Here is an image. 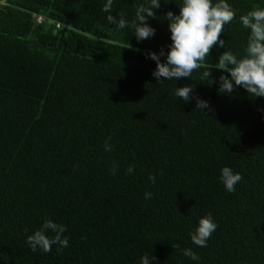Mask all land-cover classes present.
Masks as SVG:
<instances>
[{"label":"trees","instance_id":"trees-1","mask_svg":"<svg viewBox=\"0 0 264 264\" xmlns=\"http://www.w3.org/2000/svg\"><path fill=\"white\" fill-rule=\"evenodd\" d=\"M105 2L0 0V264H140L150 253L154 264H197L184 248L199 264H264V97L218 93L215 68L213 84L203 68L158 82L144 52L167 51L163 15L181 0H162L155 36L141 42L106 17L131 20L143 0H114L111 13ZM229 3L236 18L220 38L243 55L239 17L264 0ZM185 84L210 102L206 113L175 97ZM224 166L243 177L235 192L219 180ZM209 212L217 230L197 247L189 233ZM46 219L66 225L67 248L28 246Z\"/></svg>","mask_w":264,"mask_h":264},{"label":"clouds","instance_id":"clouds-1","mask_svg":"<svg viewBox=\"0 0 264 264\" xmlns=\"http://www.w3.org/2000/svg\"><path fill=\"white\" fill-rule=\"evenodd\" d=\"M169 2L170 0H163L164 4ZM161 3L162 0H143L136 5L131 20L123 14L119 18L109 14L106 19L117 30L133 29L136 40L141 42L155 36L156 29L149 21L157 17L156 9L161 7ZM113 4L114 0H106L102 10L111 13ZM163 16L167 21L171 40L167 51L161 48L159 52H144L146 58L156 64L151 75L158 82L191 78L194 71L203 68L200 81L213 84L217 82L211 74V70L215 68L221 72L218 78V93L232 95L234 88L242 87L250 97H264V6L256 5L239 17L240 24L248 30L243 55H237L227 49L225 40L220 38L224 26L236 18V10L229 0H181L178 13L169 10ZM214 46L224 51L219 54L215 63H208L207 58L210 57ZM174 95L186 103L195 99V108L204 113L205 109L211 108L208 100L194 95L193 86L190 84L176 87ZM111 139V136H108L103 143L104 151L109 153L114 150ZM118 170V163L113 162L109 171L115 176ZM134 171V165H129L125 174L131 175ZM148 179L155 183V174L150 173ZM242 179L241 173L234 171L230 166H224L220 170L219 180L227 192H235L236 185ZM152 195L150 191L145 192L144 199L149 200ZM217 227L212 213L201 216L195 229L189 233L191 242L197 247H207ZM66 231V225L63 223L46 219L39 228L26 236V243L34 252L39 249L48 253L52 251L53 245H58L61 249L67 248L69 238L64 235ZM182 255L199 264L200 256L191 248H184ZM155 261L156 257L150 253L141 257L140 264H154Z\"/></svg>","mask_w":264,"mask_h":264},{"label":"built area","instance_id":"built-area-1","mask_svg":"<svg viewBox=\"0 0 264 264\" xmlns=\"http://www.w3.org/2000/svg\"><path fill=\"white\" fill-rule=\"evenodd\" d=\"M38 21H39V22H42V21H43V18H42V17H39V18H38Z\"/></svg>","mask_w":264,"mask_h":264}]
</instances>
